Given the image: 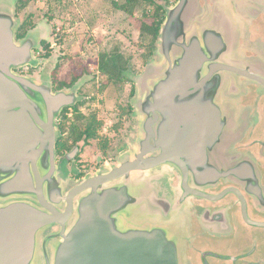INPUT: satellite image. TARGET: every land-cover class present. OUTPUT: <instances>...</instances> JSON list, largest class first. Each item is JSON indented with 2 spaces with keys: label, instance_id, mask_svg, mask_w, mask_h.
<instances>
[{
  "label": "flooded vegetation",
  "instance_id": "1",
  "mask_svg": "<svg viewBox=\"0 0 264 264\" xmlns=\"http://www.w3.org/2000/svg\"><path fill=\"white\" fill-rule=\"evenodd\" d=\"M180 1L175 0L169 8ZM192 2L199 8L192 14L199 25L196 37L203 43L209 32L208 46L219 48L213 63L229 69L208 77L204 66L198 76L199 88L192 82L189 89L190 112L175 113L176 118L181 117V127H162L168 112L154 125L157 138L146 132L138 139L137 152L149 136L151 145L158 142V150L148 157L179 164L165 162L127 177L131 200L128 210L121 211L125 217L119 219L118 226L122 230L160 227L168 231L178 245L181 264H264V0ZM167 9L163 7L164 22ZM22 68L13 71L18 75ZM82 72L69 73L67 81L59 80L54 69L45 81L53 94L68 92L72 96L55 118L58 136L54 162L46 151L37 163L40 188L48 201L58 197L60 211H65V198L82 182L105 175L135 157L131 153V125H127L133 119V90L119 103L120 119L110 127L113 134L108 131L100 139L103 123L97 111L90 110L95 96L85 94L88 79L84 69ZM201 92L203 99H197ZM73 127L77 135L72 133ZM213 135H217L214 141ZM97 137L100 160L82 161L86 145ZM210 141L213 143L206 146ZM204 153L205 161L198 167L193 161ZM53 163L54 173L49 178ZM214 170L224 177L212 178ZM30 171L38 189L33 165ZM11 175L0 171V180ZM73 179L78 183L71 186ZM120 182L122 185L119 179L103 187H118ZM27 197L39 205L37 197ZM77 202L75 199V205ZM76 220L74 213L67 228ZM49 228L51 233L42 244L45 253H39L38 264H52L54 244L60 240L59 226L46 227L42 235Z\"/></svg>",
  "mask_w": 264,
  "mask_h": 264
},
{
  "label": "water",
  "instance_id": "2",
  "mask_svg": "<svg viewBox=\"0 0 264 264\" xmlns=\"http://www.w3.org/2000/svg\"><path fill=\"white\" fill-rule=\"evenodd\" d=\"M192 1L195 0H181L167 9L158 39L162 63L149 67L141 78L135 103L142 120L141 137L149 132L157 138L154 125L168 112L170 115L162 127H181L178 124L181 117L176 118L175 113L190 112L189 89L192 82L199 88L198 76L204 66L208 77L229 69L213 63L219 48L208 46L209 32L203 43L196 37L199 25L194 23L192 14L199 8ZM3 3L6 7H0V171L12 175L0 180V264H38L37 248L42 231L51 226L61 228L60 240L54 244L52 264H181L178 245L168 231L160 227L122 230L118 226L119 219L125 217L121 211L128 210L131 200L127 177L140 175L165 162L179 164L162 161L157 156L148 157L158 150L155 138L153 146L148 136L133 160L82 182L65 198L68 202L65 211L58 209L62 205L58 197L52 202L47 200L40 188L37 163L46 151L54 162L58 136L55 118L72 96L68 92L53 94L45 82L14 73V68L31 64L35 43L31 37L17 41L12 6L8 1ZM197 99H203L202 92ZM47 112L48 120H45ZM216 136L210 139L214 141ZM204 161L205 153L193 163L199 167ZM42 164L46 165L45 160ZM30 165L38 189L34 188ZM52 165L49 178L55 169ZM222 177L214 170L212 178ZM119 179L122 185L120 182L118 187H105ZM27 195L37 197L39 205L32 204ZM74 213L77 220L67 228Z\"/></svg>",
  "mask_w": 264,
  "mask_h": 264
},
{
  "label": "rangeland",
  "instance_id": "3",
  "mask_svg": "<svg viewBox=\"0 0 264 264\" xmlns=\"http://www.w3.org/2000/svg\"><path fill=\"white\" fill-rule=\"evenodd\" d=\"M6 1L11 4L17 22L16 37L23 29L24 39L31 37L35 43L31 64L23 66L17 74L43 83L54 69L59 80L67 81L69 73H83L84 69L88 79L84 92L95 96L90 110H96L97 118L103 123L100 139L106 137L108 131L109 135L113 134L110 127L120 119L119 103L127 98L130 89L133 90V119L127 125H131V153L135 155L142 121L135 109L139 84L149 67L163 60L159 40L151 50L142 26L153 22L157 5L169 8L175 0H154L155 6L141 0L133 13L117 6L125 5L127 0H0V7H6L3 3ZM103 55L122 57L127 64L125 81L113 82L108 73L100 69ZM98 144L97 137L86 145L82 161L100 160ZM91 171L96 173L93 168ZM76 183L73 179L71 186ZM50 233L51 228L40 237L39 261V253H44L43 241Z\"/></svg>",
  "mask_w": 264,
  "mask_h": 264
},
{
  "label": "trees",
  "instance_id": "4",
  "mask_svg": "<svg viewBox=\"0 0 264 264\" xmlns=\"http://www.w3.org/2000/svg\"><path fill=\"white\" fill-rule=\"evenodd\" d=\"M147 4L150 6H155L156 3L154 0H144ZM141 5V0H127L126 4L123 6L117 5L120 9L133 13L134 9ZM146 16L147 13H144ZM164 11H163V6L162 5H157L156 12L154 14V20L152 23H144L142 26V32L144 36H147L150 40V49L155 46L156 42L159 39L160 35V30L161 26L164 22ZM22 31L18 35V39H24L26 36V32ZM127 64L123 61L122 57L117 56V55H103L101 56L100 59V69L103 72L108 73L109 79L112 80L113 82H118L121 81L125 78L124 72L127 71L126 69ZM75 127H73L72 133L76 134Z\"/></svg>",
  "mask_w": 264,
  "mask_h": 264
}]
</instances>
